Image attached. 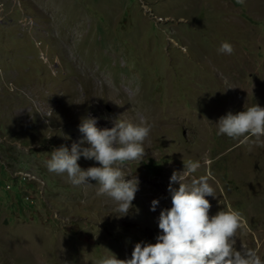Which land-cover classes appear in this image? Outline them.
Listing matches in <instances>:
<instances>
[{"label": "rangeland", "instance_id": "rangeland-1", "mask_svg": "<svg viewBox=\"0 0 264 264\" xmlns=\"http://www.w3.org/2000/svg\"><path fill=\"white\" fill-rule=\"evenodd\" d=\"M62 3L69 8L61 11L56 0H0V264L130 256L135 241L154 242L161 231L155 217L170 206L168 177L189 159L200 166L182 182L208 175L215 196L209 214L238 211L234 246L264 259V137L249 143L217 135L215 125L226 110L264 106V0ZM225 40L231 53L217 51ZM98 52L92 67L102 69L92 75L81 55ZM104 71L122 76L113 96ZM136 97L154 108L146 116L152 127L144 156L121 162L139 185L129 212L117 216L96 185H73L44 162L53 147L79 142L84 115L102 127L115 118L137 122L145 113L127 109ZM77 163L98 164L82 156Z\"/></svg>", "mask_w": 264, "mask_h": 264}, {"label": "clouds", "instance_id": "clouds-1", "mask_svg": "<svg viewBox=\"0 0 264 264\" xmlns=\"http://www.w3.org/2000/svg\"><path fill=\"white\" fill-rule=\"evenodd\" d=\"M217 51L231 53V43L221 41ZM96 120L91 114L82 116L77 125L82 133L79 142L53 147L44 163L48 171L65 174L73 185H96V193L110 197L115 202L114 212L122 216L129 212L139 180L122 171L121 162L144 156L142 141L152 125L143 114L137 122L115 118L108 127L97 126ZM215 125L217 135L260 143L264 137V106L255 102L240 110H226L216 118ZM81 156L98 164L81 167L77 163ZM199 166L197 160L183 161L181 171L185 176L173 170L168 177L170 206H161L155 217L161 231L155 233L154 242L137 240L130 256L121 259L109 251L110 255H101L94 264H264L255 249L234 246L241 219L238 211L218 209L209 214L211 205L206 197L215 198L209 176L201 174L182 182ZM90 178L95 183H90ZM157 204L158 199L152 198L149 209L155 210Z\"/></svg>", "mask_w": 264, "mask_h": 264}, {"label": "bare ground", "instance_id": "bare-ground-1", "mask_svg": "<svg viewBox=\"0 0 264 264\" xmlns=\"http://www.w3.org/2000/svg\"><path fill=\"white\" fill-rule=\"evenodd\" d=\"M42 1V0H41ZM57 1V5H58V8H60V10L61 11H63V9H68L69 7H66L65 6V4H63L62 2H63V0H56ZM48 4H49V0H48ZM65 6V7H64ZM67 6H69L68 4H67ZM62 8V9H61ZM114 54V53H113ZM73 56V55H72ZM81 57H82V65L86 68V69H88V70H90L91 71V74L92 75H97L99 72H98V70H101L102 68L101 67H99V68H95L94 70H93V65H94V62L95 61H97V63H98V61H100V59H102L101 58V55H100V52H98V53H96L95 55H90V54H86V55H81ZM108 57V56H107ZM106 59V58H105ZM74 61H75V59H73ZM110 60V59H109ZM77 61V60H76ZM105 63V62H104ZM81 64V63H80ZM101 64V63H100ZM108 64V63H107ZM78 66V65H77ZM97 66V65H96ZM100 66V65H99ZM79 67V66H78ZM82 67V66H81ZM84 68V69H85ZM105 68H106V66H105ZM109 70V69H108ZM86 72V71H85ZM85 72H84V74H85ZM103 72V71H102ZM108 72V74H109V76L112 78L111 80H113L112 81V83H110V84H112V85H109V86H107V88L109 89V94H110V96H113V92H115V89H116V86H117V83H119L120 81H121V79H122V76H118L114 71H107ZM107 72H105L104 71V73H106L107 74ZM129 73H130V71H128ZM88 76V75H87ZM91 76V75H90ZM131 75H129V74H126V73H124V77H126V78H129ZM111 80H109L110 82H111ZM125 80V79H124ZM108 84V83H107ZM106 84V85H107ZM137 84V81H135V82H131V84H130V86H135ZM105 85V84H104ZM107 88H106V90H107ZM116 93H119V92H116ZM131 105H133L134 106V108L133 109H131L130 107L129 108H127L128 110H132V111H135V110H141V111H143L144 113H145V116H148L151 112H152V110L154 109L153 107H151V105L150 104H148L147 102H144V101H142L141 100V98L140 97H136V100H134V101H131L130 102V106ZM133 114H134V112H133ZM132 116V115H131ZM207 199H209V200H211V196H207L206 197ZM32 244V243H31Z\"/></svg>", "mask_w": 264, "mask_h": 264}]
</instances>
